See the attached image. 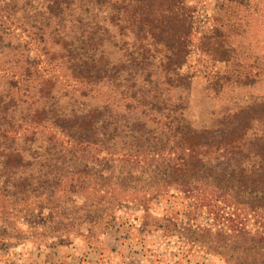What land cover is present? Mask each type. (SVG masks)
Wrapping results in <instances>:
<instances>
[{
    "label": "rangeland",
    "instance_id": "374dc122",
    "mask_svg": "<svg viewBox=\"0 0 264 264\" xmlns=\"http://www.w3.org/2000/svg\"><path fill=\"white\" fill-rule=\"evenodd\" d=\"M178 3L188 24V54L180 69L186 84L170 91L168 98L185 101L184 119L195 128L213 126L249 106L254 121L248 135L261 134L264 0ZM80 7L86 6L79 0H0V131L7 124L14 128L9 134L29 162L26 172L54 168L59 173L55 185L41 194L18 198L0 190V264H29L28 254L36 248L72 242L93 245L104 236L127 241V256L137 264H228L206 249L204 229L212 225V215L205 207L196 208L192 198L172 187L159 195L134 198L114 183L115 178L101 184L92 176L75 174L69 164L74 158L61 151L68 144L63 132L49 123L35 131L24 125L35 108L32 96L39 89V78L54 76L55 88L68 97L80 93L64 67L47 64L51 55L62 53L65 42L75 40L79 29L74 20ZM88 10L96 15L94 21L104 22L93 8ZM110 34L115 41L121 38L116 26ZM127 35L129 43L133 34ZM106 44L111 61L122 57L119 43ZM118 97L112 86L99 84L81 101L116 106ZM50 160L53 165L45 167ZM112 166L117 170L121 164L112 162ZM247 224L253 227L251 220ZM196 226L199 234L191 237L187 229Z\"/></svg>",
    "mask_w": 264,
    "mask_h": 264
},
{
    "label": "trees",
    "instance_id": "16d2710c",
    "mask_svg": "<svg viewBox=\"0 0 264 264\" xmlns=\"http://www.w3.org/2000/svg\"><path fill=\"white\" fill-rule=\"evenodd\" d=\"M178 1L79 0L86 6L74 20L79 33L47 64L64 67L80 93L68 97L55 88L54 76L39 78L32 96L35 108L24 125L35 131L49 123L63 132L68 144L61 151L74 158L69 164L75 174L101 184L115 178L134 198L170 187L183 192L212 215V225L204 229L207 250L228 264H264V129L248 135L254 121L249 106L213 126L195 128L184 119L185 101L168 98L186 84L180 69L188 54V24ZM88 7L104 22L94 21ZM114 26L119 41L110 34ZM107 42L120 44L123 55L115 62L108 57ZM99 84L118 92V105L81 101ZM13 129L7 124L0 131L1 193L18 198L41 194L55 185L59 173L54 168L26 172L29 162L12 144ZM46 162L47 168L53 165ZM112 162L121 166L116 170ZM96 165L99 169L91 172ZM187 230L191 237L199 234L197 226Z\"/></svg>",
    "mask_w": 264,
    "mask_h": 264
},
{
    "label": "crops",
    "instance_id": "0c3cea01",
    "mask_svg": "<svg viewBox=\"0 0 264 264\" xmlns=\"http://www.w3.org/2000/svg\"><path fill=\"white\" fill-rule=\"evenodd\" d=\"M127 241L105 237L97 243L77 242L59 245L54 248H36L28 257L29 264H137L127 256Z\"/></svg>",
    "mask_w": 264,
    "mask_h": 264
}]
</instances>
